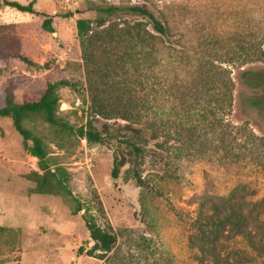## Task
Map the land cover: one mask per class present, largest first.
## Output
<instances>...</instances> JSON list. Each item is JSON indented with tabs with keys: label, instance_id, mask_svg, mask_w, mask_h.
Returning a JSON list of instances; mask_svg holds the SVG:
<instances>
[{
	"label": "rangeland",
	"instance_id": "1",
	"mask_svg": "<svg viewBox=\"0 0 264 264\" xmlns=\"http://www.w3.org/2000/svg\"><path fill=\"white\" fill-rule=\"evenodd\" d=\"M8 1L27 5L33 0ZM34 1L36 14L19 12L0 0V91L11 85L17 102L36 100L48 83L72 80L79 90H59L58 114L71 125H84L88 94L76 22L90 20L93 29L101 19L105 26L119 20L146 22L123 11L139 6L168 27L175 43V51L165 50L170 58L181 51L192 65L211 56L229 62L225 67L235 83L229 119L264 138V121L242 104L250 90L232 62L235 53L244 57L248 45L264 47V0H92L70 14L61 12L54 0ZM109 7L119 10L102 12ZM45 19L52 21V33L42 28ZM174 103L166 108L173 122L170 139L163 135L150 141L141 162L142 186L134 180L131 164L113 178L114 144L90 145L74 136L60 140L47 125L28 124L43 137L57 165L70 173L69 187L77 200L89 207L99 225L111 227L116 242L104 256L90 253L93 242L83 219L85 210L74 215L67 197L31 193L34 183L28 177L38 172L37 159L25 150L11 120L0 118V228L7 231L0 232V264H264V213H244L250 238L228 227L218 229L205 245L214 256L200 253L202 243L194 230L200 204L209 197L227 196L238 185H247L241 196L255 192L248 203L264 199V166L258 168L251 158L223 168L215 160L213 144L201 152L183 135L176 140L179 117L171 111ZM107 123L113 125L114 120ZM249 239L259 251L251 248Z\"/></svg>",
	"mask_w": 264,
	"mask_h": 264
},
{
	"label": "trees",
	"instance_id": "2",
	"mask_svg": "<svg viewBox=\"0 0 264 264\" xmlns=\"http://www.w3.org/2000/svg\"><path fill=\"white\" fill-rule=\"evenodd\" d=\"M34 3L33 0L22 5L3 0L5 6L30 14H36ZM118 10L117 7H109L102 12L110 14ZM123 11L140 16L146 22L119 20L105 26L106 21L101 19L96 22L95 29L90 20L78 19L76 22L88 94V105L83 110L84 125H71L58 114L59 90H79L72 80L48 83L36 100L21 103L15 100L11 85L0 91V118L11 120L25 150L37 159L38 172L34 171L28 177L34 183L31 193L67 197L73 204L74 215L85 210L83 219L93 242L90 253H99L100 256L111 252L116 242L111 227L99 225L95 216L89 213V207L84 208L83 203L77 200L69 187L70 173L57 165L43 137L28 124L39 121L47 125L60 140L74 136L90 145L114 144L113 178H118L120 169L131 164L132 176L138 186H142L141 162L146 157L150 141H158L163 135L170 139L173 122L167 118L166 108L169 102L174 101L171 111L175 110L179 117V128L174 132L176 140H181L179 138L183 135L185 142L201 152H206L213 144L215 160L223 168L249 163L251 158L258 168L264 166V138L245 126L234 125L229 119L235 90L231 72L225 67L229 62L215 61L211 56L204 62L196 60L192 65L181 51H177L180 56L170 58L165 50L175 51V43L168 37V27L146 8L126 7ZM42 28L52 33V21L45 19ZM234 56L232 62L239 70V79L250 90V94L243 96L242 104L264 121V47L262 43H253L248 45L244 57L238 53ZM257 64L262 67L244 68ZM99 119L106 122L97 125ZM112 120L113 125L107 123ZM189 121L194 124L187 127ZM154 146H159V143ZM125 152L133 160L128 159ZM246 186L238 185L227 196L209 197L200 204L194 230L196 239L202 243V255L214 256L205 245L216 237L218 229L228 227L235 235L250 238L244 213H264V199L248 203V197H254L255 192L239 195L241 188L245 190ZM0 232L7 231L0 228ZM249 243L253 250L259 251L255 242L250 240Z\"/></svg>",
	"mask_w": 264,
	"mask_h": 264
},
{
	"label": "built area",
	"instance_id": "3",
	"mask_svg": "<svg viewBox=\"0 0 264 264\" xmlns=\"http://www.w3.org/2000/svg\"><path fill=\"white\" fill-rule=\"evenodd\" d=\"M54 1L59 4L61 12L65 14H70V13H75L81 3L92 0H54Z\"/></svg>",
	"mask_w": 264,
	"mask_h": 264
}]
</instances>
